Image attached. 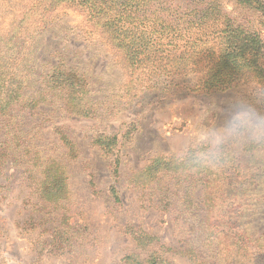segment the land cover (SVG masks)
<instances>
[{
	"label": "rangeland",
	"instance_id": "rangeland-1",
	"mask_svg": "<svg viewBox=\"0 0 264 264\" xmlns=\"http://www.w3.org/2000/svg\"><path fill=\"white\" fill-rule=\"evenodd\" d=\"M176 3L180 10L184 9L182 14L169 13L159 1L134 0L131 4L146 19L155 14L164 16L165 21H175L183 32L182 38L177 42L178 48H168L162 57L174 58L175 62L183 58L189 76L162 71L165 64L161 57L154 58V64L146 61L144 67L129 64L124 52L115 49L101 33L102 28H91L95 24L93 18L105 22V15L87 11L90 4L0 0V49H9L20 60L28 55L33 69L31 87H38L52 66L63 61L67 68L86 76L96 108L95 115L89 118L68 113L60 102L44 104L33 114L15 108L21 127L30 132L29 138L44 146L45 154L66 166L70 198L65 209L53 211L56 216L46 214L47 210L37 206L38 195L28 173L9 160L0 177V264H126L125 255L136 252L137 243L126 231L127 225L156 235L167 247H180L189 241L208 264H253L251 249L240 243L243 231L251 239L262 236L264 249V188L255 193L236 188L251 182V174L264 171V138L239 131L230 123L242 108L264 117V0ZM55 4L59 6L54 7ZM190 9L206 14L201 18L199 33L187 27L186 18L193 14L188 13ZM224 14L232 19L235 29L241 30V38L248 37V30L260 34L262 43L255 46L256 62H251L247 53L243 60L242 48L235 49L228 32L223 33L229 28L224 25ZM169 25L173 26L140 21L138 32L154 41ZM9 36L10 43L3 47ZM233 55H241L234 64ZM218 56H228L231 64L225 68L233 75L225 89L202 91L198 78L209 69L218 71L213 69ZM136 74L139 76L134 80ZM58 128L75 143L77 157L69 159L65 155L67 149L59 140ZM100 136H116L113 154H107L109 151L97 142ZM3 139L5 132L1 131L0 140ZM197 147L233 161L227 190V197L233 199V246L228 252L219 253L216 244L210 246L205 241L208 212L201 187L194 193L199 203L194 217L193 210L184 212L178 179L169 175V181L163 178L160 183L172 185L170 189L175 194L171 195V205H166L162 190L152 188L154 185L150 186L152 189L135 187L143 183L137 173L153 157H182ZM113 185L119 190L120 204L111 197ZM62 213L67 214L76 234L74 249L63 252L48 245ZM215 223L226 227L229 222L214 215L210 224ZM225 229L230 230L228 226ZM172 260L174 264H192L180 256H173Z\"/></svg>",
	"mask_w": 264,
	"mask_h": 264
},
{
	"label": "trees",
	"instance_id": "trees-1",
	"mask_svg": "<svg viewBox=\"0 0 264 264\" xmlns=\"http://www.w3.org/2000/svg\"><path fill=\"white\" fill-rule=\"evenodd\" d=\"M52 1L56 3L75 2L82 6L83 4H90L86 9L87 11L89 10L95 15L104 14L105 16L102 18L105 22H100L99 18H93L95 24L91 28L93 30L102 28L101 33H104L109 38L115 49L124 52L126 58L130 60V62L128 61L129 64L132 62L138 68L144 67L146 61L149 64H154V58L161 57L162 63L165 64L162 68L163 70H161L165 73L173 76L179 74L190 75L183 58L175 62L174 58L168 60L162 57L168 48H178L177 42L182 38L183 32L175 21H165L164 16L155 14L149 16L150 19H146V15L139 16L135 6L131 4L134 0ZM153 1H159L161 7H166L171 11L169 13L182 14V10H184H180L176 0ZM57 6L59 5L55 4L54 7ZM261 7L264 13V3L261 4ZM215 11L217 12V10ZM188 13L193 14L186 18L187 27L197 30L199 33L201 29H198L202 27L201 18H205L206 14L202 15V10L200 9H190ZM220 14L223 15L222 12ZM223 20L224 25H229L228 30L224 29L223 33L226 35L228 32V39L233 42L235 49L240 50L242 48L240 51L242 59H245L244 53H247L249 54L248 59L251 62H256L257 60L254 56L257 57L258 49L255 46L262 43L260 34L248 30V37L241 38L242 32L239 28H234L232 19L224 14ZM140 21L153 23L159 21L165 24H172L173 26H165L166 32H161V37L153 41L145 39V33L138 32V23ZM20 29L21 27L18 28V30ZM11 39V36H9L8 40L4 41L3 47L10 43ZM244 41H247V43ZM240 56L233 55L232 63L234 64L235 60L238 62ZM14 57L9 49L7 51L0 49V132H5V139L0 140V177L4 175V170L9 160L19 165L20 168L24 169L25 173H28V179L34 185V190L39 200L37 206L42 210H47L46 214L50 213L56 216L53 211L65 209L64 204L70 198L66 166L58 158L48 153L45 154L44 146L37 145L34 140L29 138L30 132L25 131L21 127V122L17 120L18 116L14 114V110L15 108L18 111L28 110L30 114H33L37 108L44 104L60 102L68 113L78 117L89 118L94 116L96 112L91 99L92 92L88 87L86 76L75 69L67 68L63 61L52 66L50 71L39 80L40 85L38 87H31L30 79L33 76V69L30 66L28 55L22 60ZM216 58H218L216 59L217 64L213 69L217 68L218 71L209 69L203 77L198 78L197 83L202 91L225 89L230 76L233 75L231 70L225 68L231 64L228 56H218ZM160 73L168 75L163 72ZM135 76L134 80L139 75L136 74ZM153 76L155 77L156 74H153ZM30 89L32 90L31 93L28 92ZM57 132L59 133L60 142L67 149L65 155L69 159L77 157L78 152L75 143L60 128H58ZM97 142H100L109 151L107 154L110 155L113 154L111 152L117 145V138L116 136H100ZM114 162H116L114 174L117 175L119 160L116 159ZM232 170L233 161H230V159H224L215 152L209 153L205 147L191 148L182 157L174 155L153 157L149 164L137 173L136 177L143 180V183L136 184L137 186L135 185V187L137 189L157 188L159 191L162 190V197L165 198L166 205H171V195L175 194L170 189L172 185H162L160 183L163 178H166L165 181H169V175L172 179H178L179 181L176 184L179 191L183 192L180 200L185 203L184 212L193 210V217L196 216L195 210L197 209V204H199L194 193L197 188L201 187L202 197L205 199V210L208 212L205 241L210 246L216 244L219 253L224 252V250L228 252L233 246V199L227 197V190L231 183L230 177L233 174ZM5 178L7 177L5 176ZM250 178L252 179L251 182L239 185L236 188L245 190L247 193H255L259 189L264 188V171L261 170L256 174H251ZM151 185H154V187L151 188ZM174 186L177 187L176 185ZM110 193L114 202L120 204L121 197L117 186H111ZM252 196L255 197V195ZM246 206L244 205L243 207ZM61 215V223L53 227L52 240L48 245L54 250L63 252L74 249L76 234L72 231L75 228L70 226L67 214L62 213ZM214 215L229 222L227 226L230 230L225 229L227 226L225 227L224 224L221 226L218 223L210 224V218ZM126 231L131 233L137 242L136 252H130V254L125 255L126 264H174L173 256L185 258L192 264H208L202 260L201 253L196 246L189 241H186L185 245L180 247H167L161 244L159 237L146 232L140 227L135 228L127 225ZM243 232L245 234L241 235L243 237L240 241L241 246L247 245L248 249H251L249 250L254 255L253 264H264V249L262 248V242L260 243L262 236L251 239L246 231Z\"/></svg>",
	"mask_w": 264,
	"mask_h": 264
},
{
	"label": "clouds",
	"instance_id": "clouds-1",
	"mask_svg": "<svg viewBox=\"0 0 264 264\" xmlns=\"http://www.w3.org/2000/svg\"><path fill=\"white\" fill-rule=\"evenodd\" d=\"M239 131L251 133L257 138H264V117L247 109L237 111L230 122Z\"/></svg>",
	"mask_w": 264,
	"mask_h": 264
}]
</instances>
